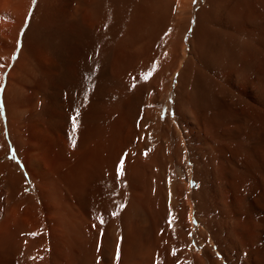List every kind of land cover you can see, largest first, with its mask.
Listing matches in <instances>:
<instances>
[{
    "label": "bare ground",
    "instance_id": "bare-ground-1",
    "mask_svg": "<svg viewBox=\"0 0 264 264\" xmlns=\"http://www.w3.org/2000/svg\"><path fill=\"white\" fill-rule=\"evenodd\" d=\"M196 1L0 0V264H264V0Z\"/></svg>",
    "mask_w": 264,
    "mask_h": 264
},
{
    "label": "snow or ice",
    "instance_id": "snow-or-ice-1",
    "mask_svg": "<svg viewBox=\"0 0 264 264\" xmlns=\"http://www.w3.org/2000/svg\"><path fill=\"white\" fill-rule=\"evenodd\" d=\"M193 2H195V0H193ZM36 3H37V0H32V5L33 6H35ZM31 15H32V9L30 8L29 12H28V18L25 19V24H24L25 28L29 24V19H30ZM21 35H23V29L21 30ZM19 47H20V42L18 40L17 41V49H19ZM12 59L15 60V56H13ZM0 67H3V65H0ZM148 75H150V73ZM147 78H148V76L146 75L145 79H147ZM78 115H79V113L77 112L76 116L72 117V133H73V135L75 134L76 129L78 127V123H77V116ZM70 139H71L72 145L74 147L75 146V140L72 139V137H70ZM12 158L14 159V156ZM123 165H124V159L121 158V161H120L119 165L117 166V177L118 178L123 175ZM123 207H124V205H120V209L121 210H123ZM117 214L118 213H115V212L113 213V215H117ZM100 223H103L102 219H100ZM32 235L34 236L35 234H32ZM173 255H175V251H173ZM117 259H119V253L117 254Z\"/></svg>",
    "mask_w": 264,
    "mask_h": 264
},
{
    "label": "rangeland",
    "instance_id": "rangeland-1",
    "mask_svg": "<svg viewBox=\"0 0 264 264\" xmlns=\"http://www.w3.org/2000/svg\"><path fill=\"white\" fill-rule=\"evenodd\" d=\"M197 1H198V0H197ZM197 1H196V2H197Z\"/></svg>",
    "mask_w": 264,
    "mask_h": 264
}]
</instances>
